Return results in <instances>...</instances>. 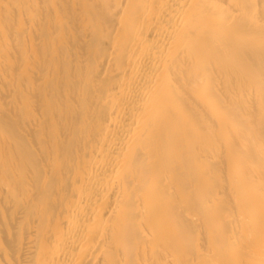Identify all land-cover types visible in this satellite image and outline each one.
<instances>
[{"label":"bare ground","instance_id":"obj_1","mask_svg":"<svg viewBox=\"0 0 264 264\" xmlns=\"http://www.w3.org/2000/svg\"><path fill=\"white\" fill-rule=\"evenodd\" d=\"M0 264H264V0H0Z\"/></svg>","mask_w":264,"mask_h":264}]
</instances>
